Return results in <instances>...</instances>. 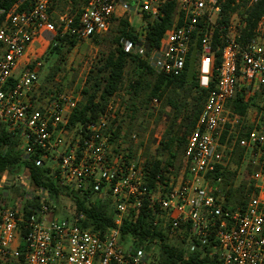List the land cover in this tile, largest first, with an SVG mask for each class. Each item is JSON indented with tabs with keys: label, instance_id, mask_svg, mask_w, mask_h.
<instances>
[{
	"label": "built area",
	"instance_id": "built-area-1",
	"mask_svg": "<svg viewBox=\"0 0 264 264\" xmlns=\"http://www.w3.org/2000/svg\"><path fill=\"white\" fill-rule=\"evenodd\" d=\"M226 1L86 0L76 24L71 0H20L8 11L0 6V129L17 138L24 155L39 150L40 164L58 185L108 202L113 211V225L104 233L85 229L80 226L84 215L72 202L59 219L46 190H34L22 172L12 180L4 172L0 190L12 183L28 193L29 200L35 199L36 207L26 215L8 203L5 194L0 196V264H154L151 252L159 240L147 250V243L133 246L120 238L123 222L134 221L143 207L151 228L177 240L186 251H193L196 240L208 244L209 257L221 264H264V17L241 42L240 13L256 0H235L239 9L222 24L221 5ZM22 4L25 8L17 11ZM167 6L173 7L170 26L158 47L148 48L144 33L164 17ZM235 16L239 19L233 25ZM133 18L138 35L134 40L121 38L118 44L125 54L167 76H178L194 57L199 87L206 90L213 84L186 137L183 166L161 164L152 177L140 149H133L131 157L123 151V132L113 141L126 112L118 95L108 100L96 122L70 130L67 120L79 94L63 92L33 107L40 93L41 64L36 59L41 48L53 44L56 36L68 35L76 42L101 38L114 21L125 20L133 27ZM217 53L221 61L214 68ZM235 92L251 105L259 99L260 108L240 142L241 164L251 169L246 186L252 189L243 206L226 205L225 191L216 185L219 179L213 189L205 183L215 165H226L246 119L227 107ZM158 104L152 99L149 111Z\"/></svg>",
	"mask_w": 264,
	"mask_h": 264
},
{
	"label": "trees",
	"instance_id": "trees-1",
	"mask_svg": "<svg viewBox=\"0 0 264 264\" xmlns=\"http://www.w3.org/2000/svg\"><path fill=\"white\" fill-rule=\"evenodd\" d=\"M19 1L0 0V6L8 11L17 5ZM234 1L228 0L221 5L222 24L228 22L230 13L239 9L240 6L234 4ZM85 2L86 0H71V14L73 15L74 24L78 21L80 8ZM25 6V4L19 5L17 11H22ZM172 10V6L165 7L164 17L153 22L145 31L144 36L148 48L158 47L164 31L170 26ZM262 17H264V0H256L249 8L240 13V18L244 22V28L240 34L241 42L251 37L253 30ZM2 21L3 18H0V24ZM114 22L117 24L114 29V36L110 40L113 49L99 58L91 67L79 92L80 101L68 117L66 129L70 130L77 126L85 127L96 122L104 112L108 100L119 94L126 69L131 66L137 72V75L128 83V89L126 90L128 98L123 101L126 112L115 127L113 141H116L120 133L123 132V151L128 152V157H131L134 154L131 137H137L136 134L131 135L132 126L137 120L142 122L146 116L152 117L151 112L148 110L149 102L152 99H157L163 108L170 109L171 113L162 132L159 134L158 147L155 149L154 155L146 158L145 152L143 154L146 159L144 166L145 168L150 167L149 173L152 177L161 164L173 165L177 156L182 157L186 137L193 131L213 84L206 90L199 87L196 59L194 57L188 60L184 70L178 76L155 73L142 60L125 54L118 46L121 38L134 40L138 35L136 29L130 27L125 20ZM92 40L97 41V38ZM213 43H217L216 36ZM75 45L76 41L73 37L66 35L60 38L56 36L54 43L48 46L47 49L49 54L61 58L64 50L68 52ZM40 59L41 54L37 55L36 60L39 61ZM220 61V53H217L214 68L220 64ZM250 106L251 104L244 101L238 92H235L227 104L232 113L243 118L246 117ZM160 113L161 111H159V115ZM261 123L264 125V108H262ZM244 126L243 124L239 130L238 139L231 150L226 165H215L212 172L206 176V179L212 183L217 179L220 180L221 189L225 191L227 196V206L234 204L243 206L246 196L252 190L246 186L247 178L251 172L248 167L242 170V178L237 188H233V178L237 176V171L242 165L244 152L240 142L246 139L247 133L251 130H245ZM224 139L225 133L222 134L221 143ZM17 144L18 140L12 133L0 129V177L4 172L8 173L9 178L22 172L28 176L34 190L43 189L48 192L55 208L61 197L70 199L76 211L84 215V220L80 224L81 227L100 234L112 227L113 211L108 202H97L92 197L68 192L51 178L49 169L40 164L41 153L39 150L36 149L32 153L24 155L22 150L18 149ZM137 146L140 147L142 144L139 143ZM113 151L115 154L118 153L115 149ZM164 155H167L166 159H163ZM231 166L235 167L232 171L230 170ZM181 167L176 168L180 169ZM9 185V187L8 185L3 187L2 194L8 195V192L11 191L14 208L22 210L28 215L31 209L36 207L35 199L33 201L29 200L27 198L28 193L21 191L12 183ZM56 210L58 211V208ZM120 234L123 243L131 242L133 246L147 243V250L153 241L159 240L160 244L155 251L154 264H221L209 257L208 244L201 241L193 240V251H186L182 245L172 246L167 244L163 234L151 228V219L144 207L139 210L134 221L123 222Z\"/></svg>",
	"mask_w": 264,
	"mask_h": 264
},
{
	"label": "rangeland",
	"instance_id": "rangeland-1",
	"mask_svg": "<svg viewBox=\"0 0 264 264\" xmlns=\"http://www.w3.org/2000/svg\"><path fill=\"white\" fill-rule=\"evenodd\" d=\"M239 17V16H238ZM238 17L232 18V23L235 25L237 23ZM133 20V27L136 29L138 28V21L137 19ZM116 22L112 25L110 31L104 35L102 38H97V41L90 40L85 42H76V45L70 51H63V55L61 58H58L52 54L48 53L47 47L41 48L39 51L41 54L40 70H39V77H38V86L40 93L38 92L39 96L35 97L33 102V107L37 108L39 105L43 104L47 99L54 97L56 94H60L63 92L69 93L71 92L73 96L80 95V90L84 85V81L86 76L88 75L91 67L97 62L99 58L105 55L109 50L113 49V46L110 45L111 37L114 36V29L116 28ZM113 33V34H112ZM54 42V41H53ZM52 42V43H53ZM1 54V53H0ZM61 60V61H60ZM137 72L131 66H128L126 69V74L124 78V82L122 84L121 90L119 91L118 98L127 99V87L129 81L132 78H135ZM124 96V97H123ZM123 100V101H124ZM149 110V108H148ZM159 111H161L159 115ZM259 99L256 98L253 101V104L250 106L248 117L249 119L244 122V129H251L253 128V122L251 120L253 118L258 119L259 115ZM148 112V111H147ZM146 112V115H147ZM152 117L146 116L143 121H136V123L132 126V133L131 135H137L136 140L132 142V149L134 152L137 149L141 150V155L143 156L144 152L146 154V158L152 157L154 155L155 149L158 147L157 139L159 138V134L162 132L165 123L168 121V116L171 113V110L162 107V104L159 103L153 109H150ZM157 138V139H156ZM139 143L142 146L138 147ZM18 149L21 150V144H17ZM221 153V152H220ZM223 157L225 156V152H222ZM226 157V156H225ZM167 155H164L163 159H166ZM182 157L177 156L173 165L175 167H181L182 164ZM234 166H231L230 170H234ZM246 168L245 165H241L240 169L238 170L239 173L236 177L233 178V188H237L241 181L240 173L242 170ZM237 171V172H238ZM14 176L8 177V179L12 180ZM206 185H209V188H212L215 184L210 182V180H205ZM218 187L221 188V184H216ZM215 185V186H216ZM10 185H8L9 187ZM2 191L0 190V196L2 195ZM9 191L8 195H6L5 200L12 204L14 201L13 194ZM235 198V197H234ZM234 202V201H233ZM71 201L68 198H60L57 202L58 208V218L61 219L63 217L64 210L68 209L71 206ZM167 244L172 246H179L181 245L178 243L177 240L165 238ZM156 250L151 252V258L154 260L156 255Z\"/></svg>",
	"mask_w": 264,
	"mask_h": 264
},
{
	"label": "crops",
	"instance_id": "crops-1",
	"mask_svg": "<svg viewBox=\"0 0 264 264\" xmlns=\"http://www.w3.org/2000/svg\"><path fill=\"white\" fill-rule=\"evenodd\" d=\"M248 114H249V110H248L247 115H246V117H245V118H246V119H245L246 121L249 119ZM254 120H257V119L253 118V119L251 120V122L254 121Z\"/></svg>",
	"mask_w": 264,
	"mask_h": 264
}]
</instances>
